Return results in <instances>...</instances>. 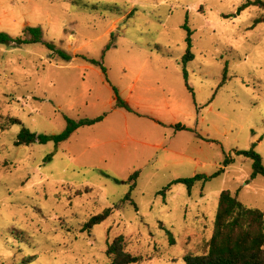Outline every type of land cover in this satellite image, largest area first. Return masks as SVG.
I'll list each match as a JSON object with an SVG mask.
<instances>
[{"label": "rangeland", "instance_id": "374dc122", "mask_svg": "<svg viewBox=\"0 0 264 264\" xmlns=\"http://www.w3.org/2000/svg\"><path fill=\"white\" fill-rule=\"evenodd\" d=\"M247 1L0 0L1 33L44 41L0 44V264H111L119 236L142 264H186L207 252L223 191L264 212V177L238 154L256 145L264 164V10L239 13ZM100 116L60 145L15 146L23 127L55 136ZM197 175L210 179L174 184Z\"/></svg>", "mask_w": 264, "mask_h": 264}, {"label": "trees", "instance_id": "16d2710c", "mask_svg": "<svg viewBox=\"0 0 264 264\" xmlns=\"http://www.w3.org/2000/svg\"><path fill=\"white\" fill-rule=\"evenodd\" d=\"M259 7L264 10V2L261 0L247 1L239 8V13L246 10L249 7ZM264 24V14L255 20L254 26ZM188 32L186 42L188 44V51L186 59L192 61L194 56L192 54V32L185 26ZM28 37L12 39L6 33L0 32V44L9 45L13 44L17 47L31 44L43 43V32L41 28H27ZM46 47L56 56L62 58L65 61H71L72 56L66 52L58 49L53 43H45ZM110 48V46L108 47ZM94 64L99 65V62L92 61ZM104 73L106 69L103 68ZM227 75V68H225ZM224 77V82L226 79ZM186 84L188 85V77L185 75ZM116 96V105L119 108L130 111L129 105L121 100L118 96L117 89H113ZM104 116L97 117L95 119H82L75 121L67 118L68 126L66 130L55 136L37 135L32 133L29 129L23 127L18 134L15 146H31L35 143L47 144L54 142L56 145H60L67 141L77 130L83 127H90L96 125L104 120ZM21 124L18 119H11L9 125ZM177 131L186 130L185 127L176 126ZM256 145L249 151L238 152L239 155L253 162V176L252 179L257 176L264 177V164L263 159L259 153L255 150ZM50 159V157L48 158ZM234 160L226 158L224 166L228 167ZM225 172V168L220 169L216 176H220ZM139 172L134 173L130 179L131 183L130 193L126 196L125 201H132L131 193L136 188V181L138 179ZM205 175H197L190 179H180L174 184H184L188 187L189 191L200 181H209ZM171 188V185L166 188L161 194ZM113 213V209L109 208L104 210L101 214L92 217L83 227V231L90 232L95 226H98L105 222ZM170 239V244L175 245V238L170 231H167ZM106 254L111 259V264H142L144 262H150L153 259L151 257L144 258L143 256H134L126 252V241L123 236H119L108 246ZM34 258H30L32 260ZM184 261L186 264H264V212L250 208L239 201L237 196H234L230 191H223L219 197L217 214L214 222V232L208 243L207 252L203 255L188 254L185 256Z\"/></svg>", "mask_w": 264, "mask_h": 264}]
</instances>
